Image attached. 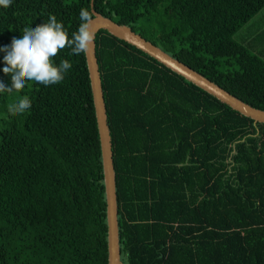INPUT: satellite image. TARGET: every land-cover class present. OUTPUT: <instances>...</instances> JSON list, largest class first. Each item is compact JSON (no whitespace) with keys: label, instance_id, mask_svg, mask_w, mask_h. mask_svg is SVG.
Here are the masks:
<instances>
[{"label":"trees","instance_id":"1","mask_svg":"<svg viewBox=\"0 0 264 264\" xmlns=\"http://www.w3.org/2000/svg\"><path fill=\"white\" fill-rule=\"evenodd\" d=\"M91 0H12L0 48ZM94 10L264 111V0H94ZM95 51L115 171L123 264H264V124L100 30ZM257 54H256V53ZM0 81L11 87L2 69ZM61 83L0 93V264H107L99 138L84 53ZM27 96L31 107L9 106Z\"/></svg>","mask_w":264,"mask_h":264},{"label":"water","instance_id":"2","mask_svg":"<svg viewBox=\"0 0 264 264\" xmlns=\"http://www.w3.org/2000/svg\"><path fill=\"white\" fill-rule=\"evenodd\" d=\"M93 1H90L91 14L94 22L91 30L95 33V37L100 30L106 31L111 36L124 41L133 46L137 50L143 52L159 64L163 65L171 72L182 77L185 81L193 84L202 91L208 93L221 103L239 114L248 117L254 123L264 124V111L251 107L227 91L211 82L190 67L179 62L169 54L145 40L140 35L132 31L126 25H119L111 19L97 13L93 8ZM92 101L94 107V115L96 120L99 146L101 153V164L103 174V187L105 197V218H106V242H107V264H123L120 257V238L118 224V205L116 196L115 171L113 164L112 143L107 123L106 107L103 97L101 77L98 69V63L95 51V40L92 49L84 54Z\"/></svg>","mask_w":264,"mask_h":264},{"label":"clouds","instance_id":"3","mask_svg":"<svg viewBox=\"0 0 264 264\" xmlns=\"http://www.w3.org/2000/svg\"><path fill=\"white\" fill-rule=\"evenodd\" d=\"M11 3L12 0H0V7L8 8ZM79 16L81 23L71 39L63 24L57 22L56 16L49 14L47 23L34 29L25 27L19 39L14 38L9 46L0 48V52L6 53V66L2 71L11 76V87L0 81V93H21L30 82L44 86L61 83L72 64L68 60H61L56 65L54 58L66 47L71 48L72 54H87L95 40V33L91 30L94 22L92 14L82 8ZM30 107L31 100L23 96L8 110L16 116L23 115Z\"/></svg>","mask_w":264,"mask_h":264},{"label":"rangeland","instance_id":"4","mask_svg":"<svg viewBox=\"0 0 264 264\" xmlns=\"http://www.w3.org/2000/svg\"><path fill=\"white\" fill-rule=\"evenodd\" d=\"M264 24V8L246 23L235 35L234 40L240 44L247 45L248 41L259 31ZM256 53V52H255ZM257 54V53H256Z\"/></svg>","mask_w":264,"mask_h":264}]
</instances>
